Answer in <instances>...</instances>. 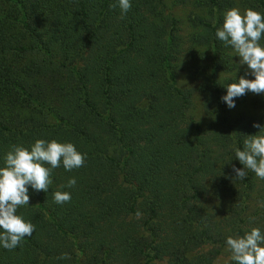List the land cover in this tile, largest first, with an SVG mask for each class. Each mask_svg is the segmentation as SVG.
<instances>
[{
	"label": "trees",
	"instance_id": "obj_1",
	"mask_svg": "<svg viewBox=\"0 0 264 264\" xmlns=\"http://www.w3.org/2000/svg\"><path fill=\"white\" fill-rule=\"evenodd\" d=\"M130 2L121 18L117 0H0V168L40 139L87 156L47 193L29 186L17 214L35 232L0 264H235L227 238L264 234V180L233 171L264 94L222 100L255 77L216 36L226 11L264 14V0Z\"/></svg>",
	"mask_w": 264,
	"mask_h": 264
},
{
	"label": "clouds",
	"instance_id": "obj_2",
	"mask_svg": "<svg viewBox=\"0 0 264 264\" xmlns=\"http://www.w3.org/2000/svg\"><path fill=\"white\" fill-rule=\"evenodd\" d=\"M119 7L123 18L132 7L130 0H117L112 7ZM217 38L225 46H231L238 54L241 65H247L254 80L240 77L238 83L227 86V95L222 100L229 108H234V98L242 97L248 92L256 95L264 94V46L260 41L264 39V14L251 8L245 9L243 14L239 8H232L224 14L223 27L216 32ZM253 127L260 129L256 135L246 136L244 149L235 148V157L243 169L233 168L235 179L244 180L247 170L264 180V127L256 123ZM5 156V166L0 168V246L13 251L22 247L26 237L35 232V225L17 214L20 207L29 206V186L36 192L47 193L53 183V170L64 167L72 171L85 166L87 156L80 153L72 143H60L56 140H37L29 150L23 146L12 145ZM47 165V166H46ZM77 181L72 178L67 187H75ZM61 187H64L63 185ZM54 202L63 205L71 202V194L56 191ZM264 207V203L261 204ZM139 219L142 213H135ZM254 221L255 217H250ZM227 248L231 252V261L235 264H264V234L259 228H252L243 237L226 240ZM57 259L71 260L68 253H63ZM214 264H220L219 258Z\"/></svg>",
	"mask_w": 264,
	"mask_h": 264
},
{
	"label": "rangeland",
	"instance_id": "obj_3",
	"mask_svg": "<svg viewBox=\"0 0 264 264\" xmlns=\"http://www.w3.org/2000/svg\"><path fill=\"white\" fill-rule=\"evenodd\" d=\"M176 12L179 13V14H181L182 11L180 9H176ZM182 81H183V83H186V84H190L191 85V82H189L186 79V77ZM196 105L197 106L199 105V99L198 98L196 99ZM218 258H219L220 264H227L229 262V258L226 255H220L219 257L216 258L215 261H217ZM158 264H161V263H158Z\"/></svg>",
	"mask_w": 264,
	"mask_h": 264
}]
</instances>
